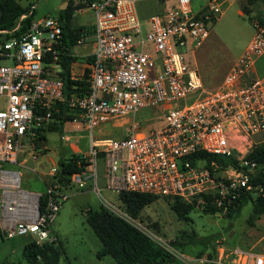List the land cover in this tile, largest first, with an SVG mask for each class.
Returning a JSON list of instances; mask_svg holds the SVG:
<instances>
[{"label": "built area", "instance_id": "built-area-1", "mask_svg": "<svg viewBox=\"0 0 264 264\" xmlns=\"http://www.w3.org/2000/svg\"><path fill=\"white\" fill-rule=\"evenodd\" d=\"M71 1L74 12L87 8L94 15L92 26H84L75 40L79 46L92 39L87 93L72 92L65 98L59 72L67 47L60 18H34L19 37L0 42V60H7L0 62L3 236L31 234L37 243L50 240V224L68 197L69 184L60 185L58 166L52 165L43 192L28 191L21 187V168L36 173L44 154L39 136L54 122L63 100L70 121L91 133L90 150L77 160L85 163L83 170L71 176L80 186L89 175L95 192L101 190V161L104 188L117 195L199 196L201 202L211 195L212 203L225 212L242 194L264 191L251 182L257 163L247 158L254 145L264 144V75L254 71L264 55V23L255 22L253 36L221 83L208 88L188 55L194 56L221 16L219 0H208L197 11L191 0H174L163 12L143 18L138 12L141 0ZM151 107L164 112L156 126L141 129L131 122L122 137L92 135L101 123ZM198 152L224 155L235 164L208 165L193 158ZM226 248L218 245L217 255ZM231 250L236 256L232 264H264V244Z\"/></svg>", "mask_w": 264, "mask_h": 264}, {"label": "rangeland", "instance_id": "rangeland-1", "mask_svg": "<svg viewBox=\"0 0 264 264\" xmlns=\"http://www.w3.org/2000/svg\"><path fill=\"white\" fill-rule=\"evenodd\" d=\"M23 7L34 10V18L43 16L60 17L61 6L67 0H15ZM208 0H191L193 10ZM223 12L219 20L210 27L207 39L195 51L194 56L188 55V61L199 71L204 85L208 88L217 87L226 73L233 65L236 58L243 52L249 33L254 29V23L264 13L263 0H219ZM143 13H161L170 4L163 0H144ZM68 5V4H67ZM66 5V6H67ZM65 6V7H66ZM247 9L248 14L243 10ZM71 23L77 26H88L93 23V12L87 8L81 12H74ZM82 24V25H78ZM84 48H80L83 51ZM79 53V51H77ZM7 63V60H0ZM83 78V77H82ZM175 105V103H174ZM161 107L141 109L135 116H128L129 122L118 125V120L113 119L101 123L92 131L95 138L125 135V128L130 122H138L141 129H148L160 123L163 116ZM127 124V125H126ZM63 133L71 135L70 141L76 142L81 153L90 150V130L75 123L65 125ZM49 153L55 159L67 157L70 151L65 146L59 131L46 134ZM249 150V149H248ZM46 150H44L45 152ZM248 152V151H247ZM78 153V158L79 154ZM63 157V158H64ZM31 165V164H30ZM100 170V167H98ZM49 170V169H48ZM22 189L42 193L44 183L37 178L38 172L29 168H21ZM89 173V170L86 174ZM98 186L101 190L95 192L94 182L89 175L82 177L85 185L78 184L72 179L65 192L68 197L50 224L49 237L51 242L60 252L59 264H117L115 259L106 255L101 259L96 253L101 247L98 237L86 221V215L91 210L104 206L113 213L123 217L151 237L157 244L167 249L172 254V261H162L158 264H213L216 259L214 251L202 244H190L182 237V232H196L200 236L219 234L216 240L218 245L239 249L261 247L264 238V215L249 220L252 202L243 206L234 218L228 217L225 212H209L202 207L200 198L189 213V220H181L171 208L172 198L157 196L134 219L124 210V206L116 193L104 189V183L99 174ZM99 193V194H98ZM258 193H252L257 196ZM195 198V197H194ZM34 239L31 234L13 235L5 237L0 231V264H26L22 253L23 246ZM176 240L174 244L172 241ZM216 246V248L218 247ZM256 249V248H255ZM217 257V255H216ZM39 264H44L42 261Z\"/></svg>", "mask_w": 264, "mask_h": 264}, {"label": "trees", "instance_id": "trees-1", "mask_svg": "<svg viewBox=\"0 0 264 264\" xmlns=\"http://www.w3.org/2000/svg\"><path fill=\"white\" fill-rule=\"evenodd\" d=\"M74 9L72 1L68 0V5L61 10L59 17L63 22V38L67 47L66 54H63L60 62L62 70L59 72L64 83L65 98L72 92L83 95L89 90V83L87 81L88 70H86L81 79H73L70 73V64L74 59L71 55V46L75 44V40L82 34L84 27H72L70 25ZM243 11L245 14H248L247 9ZM139 15L141 18L147 16L141 12H139ZM33 19L34 10L31 11V7H23L15 0H0V42L19 37L29 27ZM258 22L264 23V13L258 17ZM65 101L63 100L59 104V112L54 114V122L45 130V133L49 129L61 131L63 122L72 118L71 115L67 114L68 108L65 105ZM45 133L39 136V139H42L43 142L45 140ZM193 158L204 159L208 165L211 162H215L221 166L235 164L234 160L230 157L215 153L198 152L193 155ZM247 158L257 163V173L251 182L254 186L262 185L264 190V144L254 145L247 154ZM77 160V155L58 160V171L55 177L60 185L65 186L69 184L72 174L83 170L85 163L79 165ZM252 192L254 191L242 194L237 199V202L225 211V214L230 218H234L239 214L241 208L251 201L252 210L249 220L253 222L254 219L264 215V191L257 196H252ZM157 196L151 193L136 191H123L118 194L125 212L134 219H137L141 210ZM203 197V202L201 203L205 211H223L222 208L212 203L211 195H204ZM198 198L199 196H196L191 200H185L174 197L172 198L171 208L179 219L187 221L189 220L188 215L195 207ZM41 202H43V198H41ZM86 221L101 243V247L96 253L100 259L106 255H110L115 259L117 264H158L165 260L172 261L171 252L154 242L150 236L134 224L104 206H100L97 210L89 211L86 215ZM182 237L190 244L209 246L214 251L216 258V246L218 245L216 240L219 238V234L200 236L196 232L183 231ZM172 243L176 244L177 241L174 240ZM22 253L26 264H39L40 261L44 264H59L60 252L51 242L37 243L33 239L23 246Z\"/></svg>", "mask_w": 264, "mask_h": 264}, {"label": "crops", "instance_id": "crops-1", "mask_svg": "<svg viewBox=\"0 0 264 264\" xmlns=\"http://www.w3.org/2000/svg\"><path fill=\"white\" fill-rule=\"evenodd\" d=\"M66 2L68 4V0ZM164 2H168L170 4V6H171L174 3V0H169V1H164ZM207 2L204 3L202 6H200L198 10H200L205 4H207ZM143 3H144V0H141L139 2V4H138V12L143 13V11H142L143 10V5H144ZM149 14H151V13H149ZM73 15H74V13H73ZM146 15H148V14H146ZM71 20L72 19H70V25L72 27H77L76 24H72L71 23ZM218 20H219V18L216 20V22ZM92 24H90L89 26H92ZM78 25H82V24H78ZM254 25H255V23H254ZM254 28H255V26H254ZM253 33H254V29H252L250 31L249 37H248V39H247V41L245 43V47L248 44V42L250 41L251 37L253 36ZM80 48H84V50L83 51H80ZM91 50H92V39H90L88 42H86L83 45H79L78 46V45H75L74 44V45L71 46V52L74 54V56H73L74 59H73V61L70 64V73H71V77L73 79H81L84 76V73L86 72V70H88V68H89V61L91 60V56H90ZM77 51H79V53ZM254 71H255V74H257V75H261V76L264 75V55H262L261 57H259L257 59V61L255 63V66H254ZM131 116H135V115H131ZM125 117H127V119L118 120V122H119L118 125H121L122 126L123 124H125L129 120L128 118H131V117H128V116H125ZM120 118H122V117H120ZM114 119H117V118H114ZM111 120H113V119H111ZM111 120H109V121H111ZM68 123H72V122L70 120H66V121L63 122L61 131H59L57 129H49L45 133L44 150H46V151L44 152L43 156L40 159V164L37 165V172H38L37 178H39L43 183L45 182V179L47 178V173H48L49 167L52 166V165H57V162H58V159H55V156H53V155H51L49 153V149H48V146H47V136H46V134L48 132L59 131L61 133V135H65V138L62 139V140H64L65 146L70 151V154L67 157L60 156V157H62V159L70 158L73 155H78V153H81L82 152L81 149H80V147L76 144V142L70 141V139L72 138V136L63 133V131L65 129V125L68 124ZM125 130H126V128H125ZM99 167H100V170L98 168V171H99V174L101 176V179H102V181L104 183V178H103V165H102V162L101 161L99 163ZM99 178L100 177L98 175L97 182H98ZM84 183L86 184V182H84ZM85 184H83V185H85ZM232 248L233 247H227L226 250H225V252H223V255L222 254L221 255L218 254L217 257H216V259L213 261V264H232L235 261V259H236V256L233 254V252L231 250Z\"/></svg>", "mask_w": 264, "mask_h": 264}, {"label": "water", "instance_id": "water-1", "mask_svg": "<svg viewBox=\"0 0 264 264\" xmlns=\"http://www.w3.org/2000/svg\"><path fill=\"white\" fill-rule=\"evenodd\" d=\"M66 5H67V2H64V4L61 6V9H64Z\"/></svg>", "mask_w": 264, "mask_h": 264}]
</instances>
